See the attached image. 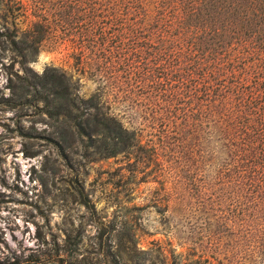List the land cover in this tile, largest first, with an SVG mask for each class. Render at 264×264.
<instances>
[{
    "label": "trees",
    "instance_id": "trees-1",
    "mask_svg": "<svg viewBox=\"0 0 264 264\" xmlns=\"http://www.w3.org/2000/svg\"><path fill=\"white\" fill-rule=\"evenodd\" d=\"M46 9L96 83L85 103L110 155L139 158L166 202L254 230L264 249V0H56Z\"/></svg>",
    "mask_w": 264,
    "mask_h": 264
},
{
    "label": "rangeland",
    "instance_id": "rangeland-1",
    "mask_svg": "<svg viewBox=\"0 0 264 264\" xmlns=\"http://www.w3.org/2000/svg\"><path fill=\"white\" fill-rule=\"evenodd\" d=\"M35 1L0 0V264H264L254 230L166 202L150 166L110 155L56 0Z\"/></svg>",
    "mask_w": 264,
    "mask_h": 264
}]
</instances>
